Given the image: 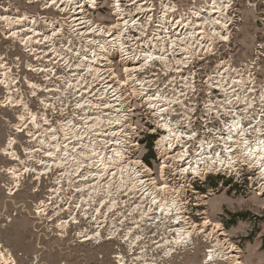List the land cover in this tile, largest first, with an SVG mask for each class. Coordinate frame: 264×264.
Instances as JSON below:
<instances>
[{
	"label": "bare ground",
	"instance_id": "1",
	"mask_svg": "<svg viewBox=\"0 0 264 264\" xmlns=\"http://www.w3.org/2000/svg\"><path fill=\"white\" fill-rule=\"evenodd\" d=\"M46 1L61 16L63 14L65 17L68 16L67 19L60 17L63 19L62 26L53 28L52 23H49L50 30L32 29L36 25L35 18L27 15L15 19L17 23H30L31 26L25 25L23 28H28L22 31L13 28L15 22L10 16L0 15V23H6L7 31L12 32V36L16 39L22 38V45L29 47V50L38 53L42 50L44 54L47 53V49L50 50L54 56L53 60H58L56 63L58 69L68 71L69 76H66L63 82L60 81L62 88L61 86L59 89L58 86L45 88L48 97L41 103L44 111L49 112L53 107L50 101L55 95L58 96L57 102H63L62 107L73 97L76 102L75 109L79 113L74 117L80 119L79 122H75L74 118L65 117L58 122L57 127L53 125L52 132H49L51 128L49 121L52 120L50 115L38 121L35 112L26 111L27 104L22 98L18 100L15 91L11 89L13 86L8 81L11 75L9 76L5 71L3 75L0 73L2 99H5L0 108L9 106L12 108L9 110L13 111L16 107H22V115L18 116L17 133L27 132L28 137L36 142V146L28 149L24 157L14 151L15 138L3 149L2 155L10 156L14 161L7 171V176L13 184L12 189L15 188L14 191L18 192L22 181L30 173L35 172L38 181L43 175L58 171L57 182L54 183L56 186L51 187L49 201H41L36 207V218L44 220L43 217L49 215L48 208L53 205V201L62 196L65 186L63 183L71 185L77 182L79 186L83 184V191L95 193L97 190L95 186L102 182L126 178L131 180L138 190L149 191L150 188L151 191L157 190L147 192L150 209L148 211L146 208L142 209V215L143 218L151 219L153 215L151 208L156 207L151 227L153 225L156 228L162 225L166 227L163 232L167 236L161 240L159 248L147 254L149 259H144L143 264L161 262L167 264L175 255L180 257L184 251H192L191 243L194 237L201 234H205L206 239L215 237L216 241L213 248L207 252L204 264H216L222 261L241 264L238 255L235 254L237 250L228 244L221 226L213 224L208 219L202 225L190 226L184 195L180 194L182 190L175 189L164 178L166 169L175 166L174 173L182 177L195 174L205 180L211 171L215 173L229 170L237 173V167L243 162L251 168L254 176L258 177L257 182L264 183V139H262L264 128L261 127L264 125V120L261 118L264 112L258 115V120H254L255 126L246 128L243 122L250 121L252 118L250 108L255 107L249 99L250 95L244 94L245 85L251 84L256 79V77L251 78L252 69L255 68L252 66L253 63H246L244 70L241 68L232 71L231 63L225 61L218 65L215 73L208 75L207 93L213 94L218 90L220 96L215 101L209 98L204 110L219 120V127L211 129L206 125V131L201 138L199 137L200 139L198 132L190 131V113L196 108L194 103L187 104V101L194 97L196 93L194 89H197L201 80L198 79L200 75L197 76L196 71L195 73L190 71L185 77L183 73L195 64V60H202L205 56L214 54L216 45L230 42V28L234 20L230 18V13L233 12L232 0H212L205 6L206 9L191 8L187 15L184 12L179 17L176 14L179 7L169 4L168 1L156 5L149 0H114L115 22L111 26L93 23L85 9L86 0ZM88 1L94 5V0ZM3 11L9 10L4 8ZM199 18L201 20H197ZM27 30L31 34L26 35ZM67 36L70 37V41H67ZM42 42L43 46L39 44ZM59 42L62 48H59L61 47ZM46 43L50 45L43 50ZM36 44L40 46L36 47ZM77 44L80 45L79 48ZM258 49L260 50L257 51V66L264 57L262 52L264 45ZM114 57L124 66L125 78L122 81H119V76L115 73ZM1 59L0 56V71L6 69ZM249 64L251 65L248 66ZM152 69L154 72L148 74ZM29 70L38 74L47 72L44 78L50 80L49 68L34 66ZM156 70L162 73L156 74ZM27 81L32 93L37 97L43 87L38 89L35 82L29 79ZM134 101H139L142 107L150 110L148 112L155 120L156 126L162 130L157 143L163 159L161 174L165 186L162 188L151 168L144 165L140 159L136 160L133 154L128 156V152H125L129 145L132 147L137 145L134 139L137 137V129H135L137 127L133 120L135 109L132 107V102ZM242 104L249 108L240 113L236 108L241 107ZM261 109L260 107L259 110ZM176 114L182 116L178 121L173 118ZM208 139L211 140L207 141ZM191 147L194 154L190 150ZM30 154L31 157L39 154L38 165L35 167L29 164L33 162L28 160ZM220 189L214 190L219 192ZM10 191L13 195L14 192ZM214 192L211 191L209 195ZM161 193L163 198H159ZM254 196L256 197V194ZM196 200L199 201L197 196ZM94 202L93 196H90V199L79 203L84 208V217L91 212L99 213L100 209L94 205ZM79 204L76 207H79ZM136 206L133 211L140 207L138 204ZM51 216L53 218L49 221L52 222L60 216V212L57 211ZM92 217L98 224L96 214L93 213ZM73 222L78 223V218L74 217ZM56 224L61 234L67 235L71 223L59 218ZM103 225L100 222L95 235L92 232L84 234L85 239L82 242L94 240L96 245L105 242L101 234ZM82 233L78 234L79 238ZM126 238L131 240V248L136 247L134 244L138 238L131 239L129 234ZM115 258L118 264L131 263L122 254ZM0 264H15L11 253L3 250L1 243Z\"/></svg>",
	"mask_w": 264,
	"mask_h": 264
},
{
	"label": "rangeland",
	"instance_id": "2",
	"mask_svg": "<svg viewBox=\"0 0 264 264\" xmlns=\"http://www.w3.org/2000/svg\"><path fill=\"white\" fill-rule=\"evenodd\" d=\"M149 1L155 2L156 5H159L162 1H168L169 4L177 5L179 11H177L176 14L177 17H179L182 13L184 14V12L185 15H187L191 8L197 10L206 9L205 6L208 5V2L210 4L212 0ZM10 4L17 7L20 11V15L22 13L27 16H30L28 13L36 15L37 18L33 16L36 24L44 22V20H42L43 17L56 22L59 27L63 21L60 17H65L64 14L61 16L54 7L46 9L47 7H44L45 1L43 0H0V7L7 8ZM90 5L91 4L86 5V12L93 23L109 26L114 24V0H97L94 5ZM232 5L233 12L230 13V18L234 20L230 28V42H222V44L216 45L214 54L202 60H195V64H193L190 69H186V73H183L185 77L190 71L191 73H195L196 71V73L200 75L202 83L204 82V90L199 92L201 94L198 98H194L199 101L201 106L205 103V99H207L205 81L208 79V75L215 73L218 65L225 61L231 63L232 71L241 68L244 70L246 69V67H244L246 63H253L252 66L255 68L252 69L251 78L254 79L256 77L255 80L258 85L264 83V57L258 62L259 66L256 64L258 48L264 45V0H232ZM3 14H6V16L12 15L11 12L6 13L0 10V15ZM39 16L40 18H38ZM10 17L12 18V16ZM67 18L68 16L64 19ZM197 20L201 19L199 18ZM2 25L3 24L0 23V28L3 30L2 27L5 26ZM40 26L42 28L44 27L43 25ZM32 29H37V26L35 25ZM26 35L29 34L26 33ZM66 39L70 41V37L67 36ZM60 43L61 42H59V45L62 46ZM8 45L16 47L17 52H22L23 48L21 44L17 42L16 45H13L12 42L2 40L0 34V51H3ZM262 52L264 53V49ZM23 57L25 59L28 58L33 65L38 64L39 66H46L48 62L53 60L50 58L48 61V59H43V57L38 59L29 54L23 55ZM114 62H116L114 67V69H116L115 73L119 76V81H122L125 78L123 74L124 66H120L121 64L118 62V59L116 60V57H114ZM250 65L251 64L248 66ZM35 67H37V65ZM248 69L249 68H247V70ZM151 72H154V70H149L148 74ZM155 72L156 74L160 73L158 70ZM48 74V79L50 80H47V77L44 78L46 73L33 74L27 71V69L25 70V78L28 76L35 81L37 88L39 87L38 89L43 87L41 91H37L38 96L28 102L31 107L35 109L34 112L38 117V121L43 119V117H47L49 114L50 119H52L49 121L51 125L49 129L51 130L53 129V125L57 127L58 122H61L65 117L70 116L74 118L75 122H79L80 117H74L79 113L78 110L75 109L76 102L73 100V97H71L69 103L62 107L63 102H57L58 96L55 95V98L50 101L53 103V107L50 108L49 112H45L42 108V101L48 97L46 90L51 87H59L60 85L62 88V83L60 81L65 80L64 78L69 76L65 69L59 70L55 75L51 72ZM25 81L26 79L23 80L21 78L23 86L16 95L18 100L30 96L31 90L28 88L27 84L24 83ZM46 87L47 89L45 90ZM73 94L75 95V93ZM2 95L3 89L0 88V100ZM26 101L28 100L25 98L24 102ZM132 107L135 109L133 120L135 127H137L135 129H137L136 139L138 140V148L136 149L135 147L133 149L135 153L137 151L136 160L140 159L141 161H145L150 153L148 136L155 135L152 147L154 150L156 142L161 137V132L156 130L155 120L152 119L150 115H146L147 112H145L144 107L140 105L139 101L132 102ZM54 108L55 111H53ZM21 109L22 107H16L13 111H10L8 107L3 109L0 108V243L3 246V250H8L11 253L15 260V264H115L111 255L116 253L126 255L128 250L125 246L118 245L114 242H105L98 245L90 242L81 244L77 241L76 235L72 233L71 228L68 231V235L64 236L59 234L58 230L54 227L57 225L56 221L58 219L52 222L49 221L53 213H49V215L43 217L44 220L36 218L35 208L37 204L46 199L48 190L54 186V182H56L55 178L58 171L55 170L47 178L42 177V179L38 181H34L35 174L30 173V175L22 181L20 190L18 192L14 191L13 195L9 194L11 189L8 188H10L12 183L10 177L7 176V171L12 167L14 161L10 160L8 156L2 155L3 149L8 146L7 143L10 139L15 138L16 143L14 148L21 157H24L27 149H32L36 143L28 137L29 135L27 132L17 133L14 128L12 129V127L17 124L19 125L18 116L22 115ZM61 110L63 111L61 112ZM196 116H200V113ZM217 124L218 123H216V125ZM204 128L205 124L203 121L197 119V121L194 122L193 130L198 132L200 136L206 131ZM15 129H17V126ZM152 154L154 157L152 156L150 159V168L157 176L160 171V163L157 161L154 152H152ZM170 172L171 170H167L166 176L170 177L172 183H175V186L182 190L180 194L187 197L185 194L186 190H191V196L190 198L188 197V199H190V205H193H191L192 208L188 211L193 216H189L191 227L192 224L202 225L206 219L210 220L213 224L222 227V230L226 234L228 244L232 245L237 250L235 254L238 255L241 264H264V200L262 198L255 197L253 192L249 193L245 191L244 186L241 187L242 189H237L234 182L228 180V178L211 175L204 181H198L197 179V181L192 184L193 181L189 183L188 179L180 180L179 177L168 176ZM248 173L252 174L251 171L245 169V174ZM213 183H215L216 186H213ZM220 187L221 189L219 192L214 190ZM66 188L67 187H65V189ZM211 191L215 192L209 195ZM196 196L199 201L196 200ZM204 196L207 198L204 199ZM59 204H63V202H59ZM118 204L120 205L121 203L119 202ZM238 214L246 215V218H238L236 223L227 225L231 219V215ZM151 229L150 227L148 230ZM165 229L166 227L164 225L160 228L161 231ZM154 230L158 229L155 228ZM215 243V237L206 240L205 234L195 236L191 243L193 247L192 251L186 250L184 253H181L180 257L179 255H175L167 264H202L206 259L207 252L213 248L212 246L215 245ZM158 255L160 256L161 254ZM135 256L137 255L135 254ZM216 259L219 260L221 258ZM160 264L166 263L161 262ZM216 264L229 263H223L222 261Z\"/></svg>",
	"mask_w": 264,
	"mask_h": 264
},
{
	"label": "built area",
	"instance_id": "3",
	"mask_svg": "<svg viewBox=\"0 0 264 264\" xmlns=\"http://www.w3.org/2000/svg\"><path fill=\"white\" fill-rule=\"evenodd\" d=\"M39 1H41V0H39ZM44 1H45L44 7L45 8L46 7L51 8V6L49 4H46L47 1L46 0H44ZM96 1L97 0L93 1L94 4L96 3ZM85 3H86V5H88V3L90 4V1L86 0ZM120 5H122V4L120 3ZM90 6H92V5H90ZM0 8H1L0 10H2V11L4 10V7H0ZM7 9L9 11L8 12L4 11V12H6V13L11 12L12 15H10V16H12V18H14L15 25L13 26V28H15V29L21 28V31H22V30H25L31 26L30 23H28V22L17 23V21H15V19L17 17L24 14V13H22L20 15L19 14L20 11L17 9L16 6H13L12 4H10L7 7ZM3 15H6V14H3ZM7 15H9V14H7ZM28 15H30L31 17L32 16L36 17V15H31L30 13H28ZM38 18H40V16ZM42 20H44V22H39L38 24H36L37 29L50 30L49 26H51V25H49V23H52L53 28H58L56 22L50 21L49 18H43L42 17ZM1 24H3L2 26H5V27H2L3 30L0 28V34L2 36V40H7L8 42H12L13 45H16L18 42L19 44H21V46L23 48L22 52H17L16 47L8 45L5 47V49L3 51H0V56L2 57V59H1L2 65L4 66V68H6L5 70L0 71V73H1V75H3V72L5 71L9 74V76L11 75L10 76L11 78H9V79L7 78V79L13 86L11 89L13 90V92L15 91V96L17 95L18 90H20V88L23 86V84L21 82V78L23 80L26 79V81L24 83L27 84L28 88L31 90L27 79H29L31 81H33V80L30 79L28 76H26V78H25L24 75H25L26 69H27V71H30L29 69H32L34 66L37 65V67L49 68L50 72H52V73H56L59 70L60 71L63 70V69H58V65L56 64L58 60H52V61L48 62V64L46 66H39L38 64L33 65L30 62V60L28 58L25 59L23 57V55L29 54L31 56H34V58H38V59L43 57V59L46 58V59H48V61L50 60V58L54 59V56H52L51 51L47 49L48 45H50V44L46 43L44 45L43 50L47 49L46 54H44L42 52V50H39V53L35 52L34 50H29L28 49L29 47H25L22 45V42H23L22 38L16 39L12 36V32L9 33L7 31L8 26L6 27V23H1ZM25 24H27L28 27L23 28L25 26ZM40 25H43L44 27L42 28ZM60 26H62V24H60L59 27ZM25 33L31 34V32H29L28 30L25 31ZM62 41L64 42V40H62ZM39 44H41V46H43V42L39 43ZM39 44H36L35 46L39 47L40 46ZM79 47H80V45H77V48H79ZM59 48H62V46ZM258 50H260V49H258ZM34 54H37V56H35ZM49 54H51V55L49 56ZM206 57L207 56H205V58ZM120 66H122V65H120ZM65 71L68 72L67 70H65ZM30 72L33 73L32 71H30ZM33 74H35V73H33ZM197 76H198V74H197ZM1 78L2 77H0V79ZM198 79H200V76L198 77ZM207 80L205 81V86H206L205 92L207 94V97H206L207 99H205V103H203V105L201 106L199 104V101L194 99L195 97L198 98L201 94L199 92L204 90V84H203L204 82L202 83L201 82L202 80L199 82L197 89H194V91H196L194 97H191L190 100L187 101V104L194 103V107L196 108V110H194L193 113H190V117H191L189 119V121L191 120L190 131H194L193 130L194 122L197 121V119L204 122L205 128H206V125L211 127V129L212 128L217 129L219 127V124L216 125V123H219V120L215 119L214 115L207 114L206 110H204V109H206V104H208L209 98H213V100L215 101V100H217V97L220 96V93L218 90H215L213 92V94L207 93L208 88H209L207 86ZM33 82H35V81H33ZM254 82H256V83H254ZM245 86L246 87L244 89L245 90L244 94L247 93V95H250L249 99H251V101L254 103V106H255L253 108H250V110H252V114H251L252 118L250 119V121H247V120L243 121V122H245L244 124L246 125V128H249L251 126H255L256 123L254 122V120L255 119L258 120L259 119L258 115H262L264 112V83L261 85H258L257 81L254 80L251 84H246ZM58 89H59V87H58ZM251 90H255V92L251 93L250 92ZM29 95L30 96L24 97V99L26 98L28 100L25 102L28 106L26 111L31 113V112H34L35 109L33 107H31V105L28 102L30 100H33L34 98H36V96H34L32 91L30 92ZM63 98H65V96ZM4 100L5 99L4 98L2 99V96H1L0 105L2 104V101H4ZM31 104H32V101H31ZM15 105H16V103L14 104V106ZM140 105L142 106V103ZM7 107H8V109L12 110L11 107H9V106H7ZM260 107L262 108L261 110H259ZM246 108H249V107H246L245 104H242L241 107L239 106L236 109L241 113V112L246 111ZM144 110H145V112H147L146 115H150L151 118H153L152 115L148 112L150 110H148L145 107H144ZM178 111H180V110L178 109ZM198 113H200V116L197 117L196 115H198ZM181 117L182 116H180V114H176L173 116V118H176V121L180 120ZM261 118L264 120L263 115L261 116ZM251 122H252V124H249ZM16 126H18V124ZM16 126L12 127V129L14 128V130H16V132H17V129H15ZM261 127L264 128V125H262ZM52 130L49 129V132H52ZM156 130H159L162 134V130H160V128H158V126H156ZM186 130L188 131V129H186ZM54 132L56 133V131H54ZM203 134H201V136L198 134L199 135L198 138L199 137L201 138L203 136ZM149 136H155V135H149ZM206 136L208 138V134ZM134 139H136V138H134ZM262 139H264V131H263ZM10 140H12V139H10ZM210 140L211 139H208L207 141H210ZM158 141H159V139H158ZM158 141L155 144L156 145L155 149L154 150L152 149V152H154V155H156L157 161L160 163V166H159L160 171H159V174L157 176L155 175V173H153V174H154V177L157 178L158 183L160 184V187L162 188L165 186L164 179L162 178L163 175L161 174V167L163 166V164H162L163 159H161V156H160L161 151L157 147ZM14 143H16V140L14 141ZM135 143L138 145L137 139H136ZM137 145L134 147L129 145V147L125 150V152H128L127 153L128 156L133 154V157H136L137 151L135 153L134 152L135 150L133 148L136 147V149H137L138 148ZM14 147H15V144H14ZM14 150H15V148H14ZM190 150L194 154V150L192 147L190 148ZM15 152H16V154H18V152L16 150H15ZM27 152H28V149H27ZM38 156H39V154H35V157H34V155H32V157H31V154H30L29 160H31V161L33 160V162L34 161L35 162L34 163L30 162L29 164L30 165L33 164L34 167L37 166L38 165L37 159H39ZM8 157H9V159H11L10 156H8ZM141 162L144 165L148 166L149 168L151 167V164H148L146 161L143 160ZM237 168H238L237 173L231 172L229 170L217 171L215 173H214V171H211V173L207 174L206 179L211 175L220 176L223 178H228V180L234 182L235 187L237 189L244 186L245 191H247L249 193L252 191L253 195L256 194V196L258 198H262L264 200V183L260 184L259 182H257L258 177H256V175L254 176V172L251 171V168H249L247 166V164H243V162H241V164ZM245 169L251 171L252 174H250V173L245 174ZM167 170H171V172L168 174V176L170 175L173 177H179L180 180L188 179L189 183H191L193 181L192 184H194L195 181H197V179H198V181L199 180L204 181V179L195 176V174L194 175L189 174L188 176L184 175V177H182L179 174L174 173L175 172V166H173L169 169H166V175H167ZM34 174H35V172H34ZM49 175H45V176L43 175V177L47 178ZM56 178H57V176H56ZM56 178H55V180H56ZM164 178L169 184H172V186H174L175 189L177 188L175 186V183H172V180L170 177L164 176ZM35 180H36V176H35L34 181ZM56 182H57V180H56ZM56 182H54V183H56ZM63 184L65 186L63 188L64 191L62 193V196L59 197L58 200L53 201V205H51V207L48 208V212L49 213H56L57 211L60 212V216L57 219L60 218L63 221L65 220V221H69L71 223L72 227L70 226L69 229L71 228L72 233L74 235H76L77 241L81 244L84 243L82 241L85 239V237L83 235L87 234V232H92L95 235L96 231L98 230V226L100 225V222H102L104 224L103 228L101 229V234H102L103 240L105 242H114V243H117L118 245H123L128 250V253L126 255H124L122 253H116V254L111 255V258L115 264H118V260L115 257L118 256L119 254L124 255L129 260V262H131L130 264L134 263V261H136L134 264H136L137 262H139L140 264H143L144 259H149L147 254H151L157 248H159L161 240L167 236V235H164V232H163L164 230L163 231L160 230V228H162V227L156 228L155 225H153L151 227V224L153 222L152 219L155 216V214L153 212H155L156 207L151 208V210H152L151 212L153 214L151 216L152 217L151 219H147L146 217L143 218V215H142V213H143L142 209L144 210L146 208L147 211L150 209V205L148 202V201H150V199H148L149 195L147 194V192H149V191L155 192L157 190L151 191V188L149 189V191H148V189H146L145 191L138 190L137 187H135L132 184V181L129 179H126V178H119V179L114 180L112 182L111 181L102 182V184L95 186V189H97L95 193H90L89 191H83L82 190L83 184H82V186H79V183H77V182L73 183L71 185H69L66 182ZM247 184H248V186H247ZM12 186H13V184L8 189H11L14 192L15 188L12 189ZM55 186L56 185H54L53 187H55ZM65 187H67V188L65 189ZM217 189H220V188H217ZM47 193L48 194L46 195L45 200L49 201V198L51 195V188L48 190ZM190 193H191V190L187 189L185 192L187 197H184L185 205H186V214H187L188 220H190L189 216H192L188 212L190 210V208H192L191 207L192 204L190 205V199H188V197L190 198V196H191ZM9 194H10V192H9ZM90 196H93V199L95 200L94 205L97 206V208L100 209V211H99V213L91 212L90 215H88L87 217H84V215H83V213H84L83 209L84 208L79 203L85 199H90ZM151 197H154V196H151ZM163 197L164 196L161 193L159 198H163ZM59 202H63V204H59ZM119 202L121 203L120 205L118 204ZM78 204H79V207H76ZM137 204L140 205V207L137 210L133 211L134 209L137 208V206H136ZM35 211H36V208H35ZM93 213L96 214V216L98 218V224H97L96 219H94L92 217ZM74 217L78 218V223H76V224L73 222ZM52 218H53V216L50 219H52ZM54 227L58 230L59 234L61 235V231H60V229H58L57 225ZM150 227L152 229L148 230V229H150ZM155 228L160 230V231L154 230ZM69 229H68V231H69ZM80 232H83V233L80 235V238H79L78 234ZM65 234H66V232H65ZM127 234H129L131 236V239L138 238L134 244V245H136V247L133 246L134 248H131L132 247L131 246V240H129V238H126ZM67 235H68V233H67ZM149 236H151V237L149 238ZM89 242H93V244H94V240H91ZM105 242H103V243H105ZM131 249H132V251H131ZM118 252H119V250H118ZM135 254L137 256H135ZM143 255H144V258H142ZM160 256H162V255H160Z\"/></svg>",
	"mask_w": 264,
	"mask_h": 264
},
{
	"label": "trees",
	"instance_id": "4",
	"mask_svg": "<svg viewBox=\"0 0 264 264\" xmlns=\"http://www.w3.org/2000/svg\"><path fill=\"white\" fill-rule=\"evenodd\" d=\"M154 139H155V136H148V147H149V149H150V153L148 154V157L145 159V161H146L148 164H151V163H150V159H151L152 156H153V154H152V147H153V141H154ZM213 186H216V184L213 183ZM238 218H242V219H244V218H246V215H239V214H238V215H231V219H230V221L228 222L227 225H229L230 223H231V224L236 223Z\"/></svg>",
	"mask_w": 264,
	"mask_h": 264
},
{
	"label": "flooded vegetation",
	"instance_id": "5",
	"mask_svg": "<svg viewBox=\"0 0 264 264\" xmlns=\"http://www.w3.org/2000/svg\"><path fill=\"white\" fill-rule=\"evenodd\" d=\"M206 238V237H205ZM207 240V239H206ZM206 261V260H205Z\"/></svg>",
	"mask_w": 264,
	"mask_h": 264
}]
</instances>
